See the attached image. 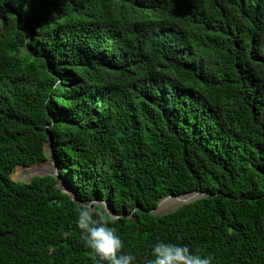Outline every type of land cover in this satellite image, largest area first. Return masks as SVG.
I'll list each match as a JSON object with an SVG mask.
<instances>
[{"label":"trees","instance_id":"1","mask_svg":"<svg viewBox=\"0 0 264 264\" xmlns=\"http://www.w3.org/2000/svg\"><path fill=\"white\" fill-rule=\"evenodd\" d=\"M93 200L135 264H264V0H0V264H97Z\"/></svg>","mask_w":264,"mask_h":264},{"label":"clouds","instance_id":"2","mask_svg":"<svg viewBox=\"0 0 264 264\" xmlns=\"http://www.w3.org/2000/svg\"><path fill=\"white\" fill-rule=\"evenodd\" d=\"M48 161L52 166H56L50 158L45 161L47 166ZM51 168L49 174L57 177L58 168ZM101 207L104 212L98 211ZM116 220L117 217L108 211L103 201L93 200L80 204L76 226L81 231L84 246L89 249L97 264H135L136 257L132 253L122 251L124 245L121 237L115 228L109 226V223L114 224ZM213 261V256L196 254L188 245L157 240L150 246V258L146 264H213Z\"/></svg>","mask_w":264,"mask_h":264},{"label":"rangeland","instance_id":"3","mask_svg":"<svg viewBox=\"0 0 264 264\" xmlns=\"http://www.w3.org/2000/svg\"><path fill=\"white\" fill-rule=\"evenodd\" d=\"M50 167H52V163H49L48 161V166L46 165V163H36L33 164L31 166H17L11 175V178L13 181L15 182H28L32 177L35 176H44L46 174H49L50 171ZM54 170V168H51V170ZM181 205L174 207V208H170V209H165L164 211L160 210V205L157 208V210L155 211V215H163L166 214L168 212H171L175 209H177L178 207H180Z\"/></svg>","mask_w":264,"mask_h":264},{"label":"water","instance_id":"4","mask_svg":"<svg viewBox=\"0 0 264 264\" xmlns=\"http://www.w3.org/2000/svg\"><path fill=\"white\" fill-rule=\"evenodd\" d=\"M46 165H47V162H46ZM61 187H62V189H64V191L66 193L67 192L71 193V191L69 189L65 188V186L61 185ZM181 196H189V198L183 203V204H185V203H189L191 201H194L196 199H199V198L203 197L204 195L203 194H199V193H193V194H187V195H181ZM181 196H175V197L174 196H169L167 198L162 199L161 201H164V200H167V199H170V198H178V197H181ZM72 198L75 201V199H74L75 196L74 195L72 196ZM161 201H160V203H161ZM160 203H158L157 208L159 207ZM157 208L152 211L153 214H155V211L157 210ZM107 209H108L109 212H111L112 215H114L113 212L111 210H109L108 207H107Z\"/></svg>","mask_w":264,"mask_h":264},{"label":"bare ground","instance_id":"5","mask_svg":"<svg viewBox=\"0 0 264 264\" xmlns=\"http://www.w3.org/2000/svg\"><path fill=\"white\" fill-rule=\"evenodd\" d=\"M54 162V161H53ZM52 168H54V170H57V167L56 166H53ZM53 170V169H52ZM186 200H184L183 202H185ZM163 201H161V203H162ZM160 203V204H161Z\"/></svg>","mask_w":264,"mask_h":264}]
</instances>
